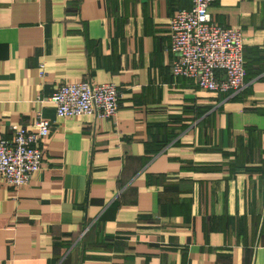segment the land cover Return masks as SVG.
Instances as JSON below:
<instances>
[{
  "label": "crops",
  "instance_id": "1",
  "mask_svg": "<svg viewBox=\"0 0 264 264\" xmlns=\"http://www.w3.org/2000/svg\"><path fill=\"white\" fill-rule=\"evenodd\" d=\"M189 0H0V139L49 122L41 170L0 177V264H264V0H214L244 88L171 74ZM43 66L44 78L39 76ZM114 84V118L58 119L61 84Z\"/></svg>",
  "mask_w": 264,
  "mask_h": 264
},
{
  "label": "built area",
  "instance_id": "2",
  "mask_svg": "<svg viewBox=\"0 0 264 264\" xmlns=\"http://www.w3.org/2000/svg\"><path fill=\"white\" fill-rule=\"evenodd\" d=\"M214 0H189L190 9H181L170 20L171 74L193 81L204 91L238 93L244 88L245 67L242 32L217 25L209 14ZM39 76L44 78L43 66ZM120 95L116 85L85 82L61 84L39 103L53 105L58 119L83 115L114 118ZM50 124L36 114L33 131L19 127L11 140L0 139V177L14 188L25 186L41 170L39 141L48 136Z\"/></svg>",
  "mask_w": 264,
  "mask_h": 264
}]
</instances>
